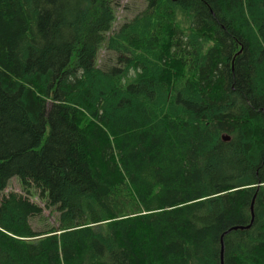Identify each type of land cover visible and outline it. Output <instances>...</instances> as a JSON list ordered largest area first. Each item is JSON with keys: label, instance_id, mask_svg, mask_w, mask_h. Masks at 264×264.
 <instances>
[{"label": "trees", "instance_id": "16d2710c", "mask_svg": "<svg viewBox=\"0 0 264 264\" xmlns=\"http://www.w3.org/2000/svg\"><path fill=\"white\" fill-rule=\"evenodd\" d=\"M145 2L0 0V264H264V0Z\"/></svg>", "mask_w": 264, "mask_h": 264}, {"label": "rangeland", "instance_id": "374dc122", "mask_svg": "<svg viewBox=\"0 0 264 264\" xmlns=\"http://www.w3.org/2000/svg\"><path fill=\"white\" fill-rule=\"evenodd\" d=\"M118 6L115 8L116 10V21L114 23V29H117L124 22L133 19L138 13H140L147 4L145 0H115ZM112 55L102 50L98 56V64L99 66L104 64L106 58L111 57ZM19 179L15 176L13 180L10 182L6 193L8 192H22V187L20 185ZM36 201L40 202L37 198ZM45 216L48 217L49 223H54V216L50 214L49 211H45Z\"/></svg>", "mask_w": 264, "mask_h": 264}, {"label": "bare ground", "instance_id": "6f19581e", "mask_svg": "<svg viewBox=\"0 0 264 264\" xmlns=\"http://www.w3.org/2000/svg\"><path fill=\"white\" fill-rule=\"evenodd\" d=\"M101 51H102V50H101ZM101 51H100V52H101ZM99 54H100V53H99ZM223 136H227L228 140H224V139H223ZM230 140H231V139H230V136H228L227 134H223V135H222V141H223V142H229ZM242 229H244V228H242ZM222 240H223V237H222ZM222 240H221V245H222V251H223V252L221 251V259H223V254H224V243H223Z\"/></svg>", "mask_w": 264, "mask_h": 264}, {"label": "water", "instance_id": "95a60500", "mask_svg": "<svg viewBox=\"0 0 264 264\" xmlns=\"http://www.w3.org/2000/svg\"><path fill=\"white\" fill-rule=\"evenodd\" d=\"M224 140H228L227 136H223ZM234 230H238V228H234ZM223 252V251H222ZM221 264H223V259H221Z\"/></svg>", "mask_w": 264, "mask_h": 264}]
</instances>
